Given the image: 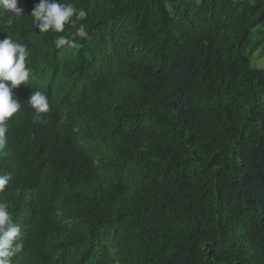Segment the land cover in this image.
I'll list each match as a JSON object with an SVG mask.
<instances>
[{
	"label": "trees",
	"instance_id": "16d2710c",
	"mask_svg": "<svg viewBox=\"0 0 264 264\" xmlns=\"http://www.w3.org/2000/svg\"><path fill=\"white\" fill-rule=\"evenodd\" d=\"M60 2L87 37L0 10L32 70L0 151L12 264H264V0Z\"/></svg>",
	"mask_w": 264,
	"mask_h": 264
},
{
	"label": "clouds",
	"instance_id": "9594fccd",
	"mask_svg": "<svg viewBox=\"0 0 264 264\" xmlns=\"http://www.w3.org/2000/svg\"><path fill=\"white\" fill-rule=\"evenodd\" d=\"M19 0H0V10L19 17L23 9L18 7ZM87 12L77 8L73 3H61L60 0H39L34 6L30 17L33 26L39 33L65 32L66 25L74 28L72 37L85 38L88 33L83 23ZM11 22V21H10ZM56 48L72 49L76 47L74 39L66 35H58L54 40ZM30 52L27 46L17 42L12 37L0 40V151L7 146L6 133L8 121L21 109V102L14 97L13 89L21 84H28L32 70L26 66ZM27 104L33 110L36 121L42 120V115L50 110L49 98L41 91H33ZM9 175H0V193L9 184ZM23 249L21 228L13 222L7 203L0 202V264H12V258Z\"/></svg>",
	"mask_w": 264,
	"mask_h": 264
},
{
	"label": "rangeland",
	"instance_id": "374dc122",
	"mask_svg": "<svg viewBox=\"0 0 264 264\" xmlns=\"http://www.w3.org/2000/svg\"><path fill=\"white\" fill-rule=\"evenodd\" d=\"M258 54L259 53H257L256 56ZM256 66L259 67V68H264V57H257L256 58Z\"/></svg>",
	"mask_w": 264,
	"mask_h": 264
}]
</instances>
